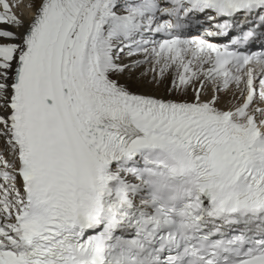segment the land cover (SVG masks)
<instances>
[{
    "label": "bare ground",
    "instance_id": "1",
    "mask_svg": "<svg viewBox=\"0 0 264 264\" xmlns=\"http://www.w3.org/2000/svg\"><path fill=\"white\" fill-rule=\"evenodd\" d=\"M108 1L0 0V143L8 159H13L16 151L10 127L14 88L25 98L30 114L45 90L42 82L50 72L49 63L62 74L75 56L86 59L89 73L81 79L87 87L103 88L105 97L123 95L118 91L122 90L167 102H196L195 87L207 66L203 58H193L190 47L174 42L162 54L157 50L135 57L121 54L118 41L101 23L100 13ZM243 92L241 76L224 91L218 89L216 80L206 81L195 104L208 112L232 113L230 120L246 125L256 114L259 100L254 97L244 102ZM4 187L7 202L3 200V209L14 213L23 198L22 184L6 181Z\"/></svg>",
    "mask_w": 264,
    "mask_h": 264
}]
</instances>
